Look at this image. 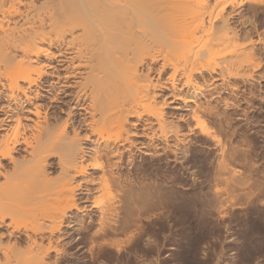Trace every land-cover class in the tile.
Masks as SVG:
<instances>
[{
    "label": "bare ground",
    "instance_id": "1",
    "mask_svg": "<svg viewBox=\"0 0 264 264\" xmlns=\"http://www.w3.org/2000/svg\"><path fill=\"white\" fill-rule=\"evenodd\" d=\"M262 82L264 0H0V264H169L188 189L234 264Z\"/></svg>",
    "mask_w": 264,
    "mask_h": 264
},
{
    "label": "rangeland",
    "instance_id": "2",
    "mask_svg": "<svg viewBox=\"0 0 264 264\" xmlns=\"http://www.w3.org/2000/svg\"><path fill=\"white\" fill-rule=\"evenodd\" d=\"M263 83L264 82H262L261 85L264 86ZM257 112H256L257 114L255 115L257 116L260 115V119L263 120L260 123L262 126V124H264L262 123L264 122V118H262L264 117V112H260V111ZM261 128H264V125ZM183 193L185 194L184 196L181 195L182 198L180 196L181 199L179 198L178 195L174 196L175 199L177 200H175V202L172 201V203L174 202L173 207L176 208L175 206H177V209L176 212H174L175 210L173 208L174 215H172L173 217L171 216L170 221L161 220L160 222H157L158 225L156 226L154 225L155 226V227L153 226L154 228L151 227L152 229L148 230V233H150L149 236L152 239L162 238L163 240H167L165 238L169 236L168 238L172 239V240L168 239L169 242L172 241L171 243H176L179 245V246L177 245L179 251L177 252L178 255L175 256L176 259L174 258L173 262H170L169 264H183V262L185 264H214V262H217L219 252H222L223 251L222 249H224L225 245H227L225 243L226 234H227L226 228L225 227L217 228L216 226L214 228L211 225H209L211 227L205 226L206 223L204 224V222L200 220V218L198 217L199 214L195 209L196 203L194 202L197 201L198 198L197 195L195 196L194 190L192 189L183 190L182 194ZM172 200H174V198ZM177 203L179 204L177 205ZM252 215L248 216L249 218L247 217L246 220H244L245 222H243L244 219L243 217L242 219H240V221L238 219L239 222L236 219L234 221L236 223L233 224V228L235 227L234 230L236 229L235 231L236 232L238 231L237 232L238 234L237 233L236 234L238 236L240 235L239 237L241 241V242L238 241L240 242L241 245L238 244L237 250L239 255L237 261L234 262V264H259L261 262H262L261 264H264V218L262 219L260 217L261 219L260 218L258 219L257 217H254L255 216L254 214ZM167 222L170 223L167 224ZM141 246L140 249L143 248V246L142 248ZM224 251L226 250L224 249ZM153 254L151 252L149 256ZM189 255L192 257H190ZM182 257L185 258L183 259ZM224 257H226V255H224ZM108 258L109 260L111 259L110 261L112 262L114 257L110 256ZM115 260L116 258H114L111 264H116L117 260L116 261ZM223 261L224 262L222 264H226L225 263L226 261L225 260ZM118 264H126V263L119 262Z\"/></svg>",
    "mask_w": 264,
    "mask_h": 264
}]
</instances>
